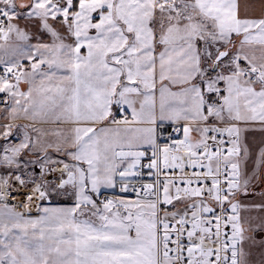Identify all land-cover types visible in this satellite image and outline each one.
Masks as SVG:
<instances>
[{
	"label": "snow or ice",
	"instance_id": "snow-or-ice-1",
	"mask_svg": "<svg viewBox=\"0 0 264 264\" xmlns=\"http://www.w3.org/2000/svg\"><path fill=\"white\" fill-rule=\"evenodd\" d=\"M0 264H264V0H0Z\"/></svg>",
	"mask_w": 264,
	"mask_h": 264
}]
</instances>
